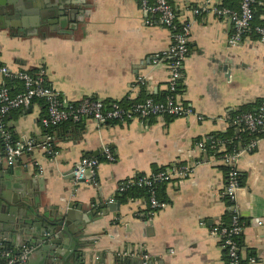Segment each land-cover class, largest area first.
I'll return each instance as SVG.
<instances>
[{"label":"crops","instance_id":"crops-1","mask_svg":"<svg viewBox=\"0 0 264 264\" xmlns=\"http://www.w3.org/2000/svg\"><path fill=\"white\" fill-rule=\"evenodd\" d=\"M63 1L73 22L41 26L35 33L0 29L1 65L12 70L43 69L46 81L65 102L136 98L138 77L145 79L152 94L165 93L167 59L153 60L170 47L169 29L135 0ZM170 3L178 21L190 30L179 100L193 109L192 114L146 122L98 124L87 119L61 125L47 139L40 124L45 108L35 101L11 111L2 122L12 138L36 142L16 163L23 179L35 180L32 191L39 195L40 209L53 212L82 205L84 219L73 224L82 230L78 236L85 247L79 249L86 253L85 263L97 252L105 264L121 255L141 261L142 254L149 255L151 264H226L219 239L210 233L212 225L229 221L231 206L221 193L225 167L220 157L206 154L199 143L204 145L211 133L226 132L241 106L264 99V43L251 33L231 46L227 38L232 28L226 19L208 11L195 13L202 0ZM260 18L264 20V12ZM4 86L19 89L0 74V88ZM252 140L255 146L248 149ZM46 141L51 142L50 153L43 148ZM105 147L113 152L114 161L104 159ZM239 150L242 183L235 206L245 224L240 254L245 261L254 257L255 264H264V226L254 222L264 219V136L250 139ZM83 156L99 159L96 175L93 182L73 183L72 167ZM174 165H186L190 171L157 187V198L166 203L163 209L150 214L147 199L140 196L117 199L121 181ZM115 201L120 202L116 210L102 208ZM95 261L93 256L91 263Z\"/></svg>","mask_w":264,"mask_h":264},{"label":"built area","instance_id":"built-area-1","mask_svg":"<svg viewBox=\"0 0 264 264\" xmlns=\"http://www.w3.org/2000/svg\"><path fill=\"white\" fill-rule=\"evenodd\" d=\"M140 8L157 23L166 27L171 32L172 42L167 51L154 55V63L167 59L169 76L166 84L167 95L164 100L157 101L149 96L142 100L122 103L119 100L103 101L94 98H83L76 102H65L60 94L46 81L45 72L38 68L35 71L12 70L0 64V74L6 80H17L20 83V90L14 92L8 86L0 88V133L3 142L5 162L13 165L25 153L34 149L36 142L33 138L13 139L10 133L5 130L1 119L13 110L31 105L35 101H42L45 114L40 118V124L44 128L57 126L62 123L78 124L84 120H93L98 124L127 121L139 119L148 121L156 117H180L193 113L189 105L179 100V86L181 85L182 67L189 52V26L178 21L177 14L170 3V0H135ZM257 0H238V7L231 8L223 5L221 0H202L200 7L195 13L208 11L216 16L226 19L232 31L227 38L231 46L240 44L249 33H254L258 40L264 43V25H253L254 4ZM154 19H148L147 23L152 24ZM140 87L146 86L145 79L138 77L135 81ZM131 99V98H127ZM233 124L242 126V129L249 134L264 136V102L251 111L236 115ZM49 139V137L47 138ZM199 146L203 148V143ZM255 146L252 140L248 149ZM50 145L43 143V148L50 153ZM103 157L112 162L115 160L110 148H103ZM241 150H234L224 153L220 159L225 166V182L222 189L223 197L231 206L229 223L217 224L210 227V233L219 239L227 257L226 264H242L240 246L237 238L244 228V221L240 220L238 210L235 206L236 192L239 185V171L237 163ZM100 161L93 156H83L78 159L71 170L73 183L93 182ZM190 168L186 165H174L165 167L163 170L145 174L137 180L134 177L121 181L118 184L117 192L127 189L132 183L137 186L148 188V207L150 214L163 209L166 203L160 201L156 196L154 185L170 181L172 178L185 177ZM110 201H113L111 199ZM255 224L264 226V219H255ZM29 248L22 246L18 253L0 248V264H24L27 260ZM144 261L149 259L148 254H142ZM254 257H249L243 264H255Z\"/></svg>","mask_w":264,"mask_h":264},{"label":"water","instance_id":"water-1","mask_svg":"<svg viewBox=\"0 0 264 264\" xmlns=\"http://www.w3.org/2000/svg\"><path fill=\"white\" fill-rule=\"evenodd\" d=\"M63 0H0V29L25 30L33 33L41 26H60L73 22L71 11L65 12ZM57 3V4H56ZM68 24V23H67ZM5 154L0 152V243L6 246H27L29 252L24 264H105L104 256L95 252L88 256L79 249L82 231L73 224L84 219L82 205L76 204L62 211H47L38 204V193L33 192L35 180L23 179L21 168L6 166ZM120 202L102 205L110 211L118 208ZM80 214V215H79ZM89 219L92 217L87 213ZM88 221V220H86ZM85 222L82 223L81 227ZM127 250V249H126ZM34 256V263L29 259ZM93 256L96 261L92 262ZM107 264V263H106ZM108 264H151L149 260H136L127 255L113 258Z\"/></svg>","mask_w":264,"mask_h":264},{"label":"trees","instance_id":"trees-1","mask_svg":"<svg viewBox=\"0 0 264 264\" xmlns=\"http://www.w3.org/2000/svg\"><path fill=\"white\" fill-rule=\"evenodd\" d=\"M223 5L231 7V8H237L238 7V0H221ZM264 12V0H257V2L254 4V18H253V25H264V20L260 18V14ZM251 34V33H249ZM36 69L28 70V71H35ZM9 85H15L19 88L20 90V83L17 80H7ZM180 89V86H179ZM167 91L162 96H159L157 94H152L151 92L147 91L144 86L140 87V92L139 95L136 98L132 99H125L121 101L125 105L126 103L142 100L146 97H153L157 101H162L165 99L167 95ZM109 101V100H107ZM111 101V100H110ZM42 103V101H40ZM264 102V99H257L253 103H248L243 106H241L235 113L234 115H239L242 113H245L247 111H251L257 106L260 105V103ZM43 105V103H42ZM6 117V116H5ZM5 117L1 119V122L4 123ZM116 122V121H115ZM69 123V122H66ZM66 123H62L57 126H52L45 128L44 134L45 136H53L54 131L58 128L61 127V125H64ZM258 134H249L247 131L242 129L241 125H231L229 129L226 132H214L211 133V135L208 137L207 140L204 141L203 145V152L206 154H214L218 157H221L224 153L231 152L234 150H239V147H244L250 139L257 138ZM14 139V138H13ZM51 141V140H50ZM50 141H46L45 143L50 144ZM225 167V166H224ZM164 168H155L152 172H157L160 170H163ZM226 170V168H225ZM144 173H139L134 176V180L139 179L140 177L144 176ZM242 183V178L239 174V185L241 186ZM161 183H156L154 185L155 190ZM143 197L145 199H148L149 193H148V188L145 186H137L135 183H132L127 189L124 191L120 192L117 195V199L121 200L122 202L126 201L127 198L129 197ZM157 196V195H156ZM162 201V199H159ZM231 212L230 214H227L226 217L229 218L230 220ZM241 221L242 218H240ZM229 223L226 222L224 224ZM237 241L239 242V246H241V235L237 238ZM0 248L2 249H7L11 250L13 253H18V249L13 248L12 246H6L4 243L0 244ZM227 259V257H226ZM245 260L242 259L241 257V263L243 264Z\"/></svg>","mask_w":264,"mask_h":264}]
</instances>
